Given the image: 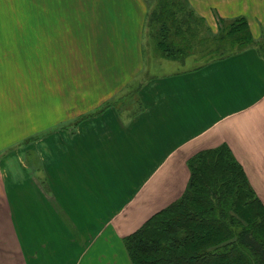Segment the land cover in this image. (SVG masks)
I'll use <instances>...</instances> for the list:
<instances>
[{"label":"crops","instance_id":"0c3cea01","mask_svg":"<svg viewBox=\"0 0 264 264\" xmlns=\"http://www.w3.org/2000/svg\"><path fill=\"white\" fill-rule=\"evenodd\" d=\"M54 1L41 64L63 66L36 80L80 81L87 67L90 83L40 102L24 121L0 114V264H117L118 253L131 264L123 238L181 196L190 157L224 144L264 204V58L255 48L182 70L163 60L167 71L153 73L144 0ZM187 2L212 32L217 16H242L253 39L264 38V0Z\"/></svg>","mask_w":264,"mask_h":264},{"label":"trees","instance_id":"16d2710c","mask_svg":"<svg viewBox=\"0 0 264 264\" xmlns=\"http://www.w3.org/2000/svg\"><path fill=\"white\" fill-rule=\"evenodd\" d=\"M145 1V28L165 59L183 63L199 48L217 59L250 47L264 58V38L255 41L242 16H217L208 33L187 0ZM187 167L181 196L123 238L131 264H264V204L229 147L202 150Z\"/></svg>","mask_w":264,"mask_h":264},{"label":"rangeland","instance_id":"374dc122","mask_svg":"<svg viewBox=\"0 0 264 264\" xmlns=\"http://www.w3.org/2000/svg\"><path fill=\"white\" fill-rule=\"evenodd\" d=\"M53 1L54 0H0V45L6 46L5 48L0 47V114H19L20 118L18 122L24 121V113H29L32 108L39 106L40 102L46 100L47 98H50L49 101L55 100L59 93L61 94L67 90H71L69 88L73 86L83 88L88 87V84L90 83V80L87 79L89 75L87 67L85 71H82V73H84V77L80 79V81L68 80L73 78L67 74H65V77L61 76V80L51 79L54 74L49 75V80H36V78H40V76H45L44 74L41 75V68H50L52 65L56 66V64H58L57 67L63 66L60 63H52V65L49 64L48 66L41 64V61L45 60V50L43 48L44 44H42V41L46 39V33L42 32V29L45 31L47 28L52 27V30H55L53 26H56V4L55 1ZM144 3L147 9L148 6L145 0ZM88 4L89 2L86 0L82 5L85 9H87ZM47 14L49 16H46ZM208 33L214 32L210 29ZM68 35L69 34L67 33L63 35L65 40ZM54 36L55 33H50V40L54 39ZM143 41V56L145 58L146 69L148 71L152 69L154 71L153 73H159L163 70L167 71L165 69H167L168 66L164 64L163 60L166 61L169 59L161 57L158 52L153 50V44L149 38L148 30L146 28L144 29ZM58 44L63 46L66 43L61 42ZM201 49L202 48H199L192 55L187 57L185 59V64L182 65L179 61H177L173 64L170 63L171 65H169V68L173 70L172 67L174 66L180 70L188 69V67H194L213 60V56L210 54H203V50L200 51ZM66 50L71 51L69 49ZM94 51L95 50L93 48L89 49L84 47L80 49L82 54L86 52L93 54ZM102 53L104 55V50ZM98 55L99 50L97 56ZM63 61L68 62L70 61V58L64 57ZM188 63L191 66H188ZM137 86L138 84H134L130 87L131 93L129 94L132 96L129 95L125 99H122V101L128 100L122 105L129 106L128 108L136 106L138 97L135 90L137 89ZM4 121L5 119H0V123L6 126L8 121L6 119V123H3ZM2 152L3 151H1V154L9 153L8 150L3 153ZM29 162H31L35 167L40 165L38 159L35 157L30 158ZM24 231L25 228L22 227V232L24 233ZM111 258L113 263H124L122 259L123 257L119 253L118 255L110 256V259ZM79 259L81 258L79 257ZM84 260L85 261L83 263L81 262V264H85V262H88L89 260L93 262V260L88 259V257ZM60 262H63L64 264V259Z\"/></svg>","mask_w":264,"mask_h":264}]
</instances>
